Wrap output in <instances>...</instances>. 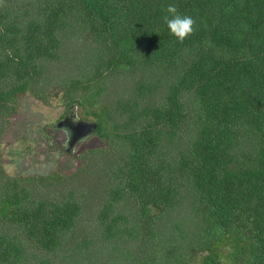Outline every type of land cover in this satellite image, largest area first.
Returning a JSON list of instances; mask_svg holds the SVG:
<instances>
[{
    "label": "trees",
    "instance_id": "trees-1",
    "mask_svg": "<svg viewBox=\"0 0 264 264\" xmlns=\"http://www.w3.org/2000/svg\"><path fill=\"white\" fill-rule=\"evenodd\" d=\"M23 95L103 146L8 175ZM0 264H264V0H0Z\"/></svg>",
    "mask_w": 264,
    "mask_h": 264
},
{
    "label": "rangeland",
    "instance_id": "rangeland-1",
    "mask_svg": "<svg viewBox=\"0 0 264 264\" xmlns=\"http://www.w3.org/2000/svg\"><path fill=\"white\" fill-rule=\"evenodd\" d=\"M46 105L30 95L18 99V109L4 133L1 153L5 172L10 176L69 174L77 167L78 155L100 148L103 141L93 131L79 134L72 146L65 143L64 130L55 128L65 109L58 99ZM68 114L78 122L79 111Z\"/></svg>",
    "mask_w": 264,
    "mask_h": 264
},
{
    "label": "clouds",
    "instance_id": "clouds-1",
    "mask_svg": "<svg viewBox=\"0 0 264 264\" xmlns=\"http://www.w3.org/2000/svg\"><path fill=\"white\" fill-rule=\"evenodd\" d=\"M165 12L166 15L162 19L175 42L182 44L194 34L197 22L192 16L181 15L175 4H169Z\"/></svg>",
    "mask_w": 264,
    "mask_h": 264
},
{
    "label": "flooded vegetation",
    "instance_id": "flooded-vegetation-1",
    "mask_svg": "<svg viewBox=\"0 0 264 264\" xmlns=\"http://www.w3.org/2000/svg\"><path fill=\"white\" fill-rule=\"evenodd\" d=\"M65 118V117H64ZM62 118V120L64 119ZM67 120H66V124L65 127H67L68 130V136L70 137V145L72 146V143L75 141V139L78 137L79 134H86L88 132V130H86L87 128L85 127H81L79 124H76L73 120L71 121L70 117H68V115L66 116ZM61 120V121H62ZM64 133V137H65V142H67L66 140V136L67 134Z\"/></svg>",
    "mask_w": 264,
    "mask_h": 264
},
{
    "label": "water",
    "instance_id": "water-1",
    "mask_svg": "<svg viewBox=\"0 0 264 264\" xmlns=\"http://www.w3.org/2000/svg\"><path fill=\"white\" fill-rule=\"evenodd\" d=\"M66 120H67V118L65 117L62 121L57 122L56 125H55V128L64 130L65 133H66L67 136H68V130H67V127H65V124H66L65 122H66ZM75 123H76V124H79L82 128H83V127H84V128L86 127V128H87L86 130H88L87 133H90L91 131H93V130L95 129V126H94L93 124H88V123L83 122V121H78V122H75ZM69 143H70V138H69V136H68L67 145H68V146H71Z\"/></svg>",
    "mask_w": 264,
    "mask_h": 264
}]
</instances>
